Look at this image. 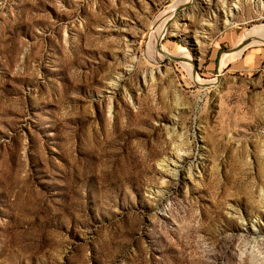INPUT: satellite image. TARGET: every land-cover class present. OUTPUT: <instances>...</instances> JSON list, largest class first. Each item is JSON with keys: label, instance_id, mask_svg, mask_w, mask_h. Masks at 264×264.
<instances>
[{"label": "rangeland", "instance_id": "rangeland-1", "mask_svg": "<svg viewBox=\"0 0 264 264\" xmlns=\"http://www.w3.org/2000/svg\"><path fill=\"white\" fill-rule=\"evenodd\" d=\"M177 1L0 0V264H264V0Z\"/></svg>", "mask_w": 264, "mask_h": 264}, {"label": "bare ground", "instance_id": "bare-ground-1", "mask_svg": "<svg viewBox=\"0 0 264 264\" xmlns=\"http://www.w3.org/2000/svg\"><path fill=\"white\" fill-rule=\"evenodd\" d=\"M189 1L190 0H178L177 3H175V5L173 6L172 10L176 9L178 6L185 5V4L189 3ZM240 1L241 0H237V3H239ZM246 1H248V0H246ZM253 1L257 2L259 0H253ZM234 8L235 9H239L240 7H239L238 4H236L234 6ZM258 9L259 10H263L264 9V4L263 3H261V4L258 3ZM172 10L169 11V12L166 11V14L162 15L161 16L162 18L159 21L157 20L158 24H157L156 30L154 31V33L152 32L153 33V38L151 37L152 40L150 42V50H149V52L151 53V56L153 55V57L156 58L159 61H160V59L166 58L168 56H178V55H173L171 51H169L167 48H165V46L158 45V40L161 39V34H163L165 32V24H166L167 20L169 19V16H171L172 13H173ZM173 16L171 18H173ZM231 16H232V12H230V14H229V17H231ZM249 39H250V41H249V43L247 45H245V46L243 45V42L245 41V40H243L240 43H238L237 46L234 47V49H236V50L228 51L227 53L223 54L222 61H221V69L225 68L226 65L228 63H230L231 61L241 57L243 52L245 51V49L247 47H249L248 45L264 44V37L263 38H249ZM181 53H182V55L180 57H183V58L188 60V62H186V63L184 62V63H181V64L185 65L184 67L187 69L189 74L191 76H193V78L196 80V82H198V83H200L202 85L216 83L215 81L206 82V81L200 80L198 78L196 72L194 71L193 64L189 62V61H191L189 54L186 53V51L181 52ZM243 228H245V227H243Z\"/></svg>", "mask_w": 264, "mask_h": 264}, {"label": "crops", "instance_id": "crops-1", "mask_svg": "<svg viewBox=\"0 0 264 264\" xmlns=\"http://www.w3.org/2000/svg\"><path fill=\"white\" fill-rule=\"evenodd\" d=\"M249 79L250 83L264 91V47L247 48L235 66L231 68Z\"/></svg>", "mask_w": 264, "mask_h": 264}, {"label": "water", "instance_id": "water-1", "mask_svg": "<svg viewBox=\"0 0 264 264\" xmlns=\"http://www.w3.org/2000/svg\"><path fill=\"white\" fill-rule=\"evenodd\" d=\"M188 5L189 4H185V5H181V6H179V7H177L176 8V10H175V13H174V16H173V18L177 15V14H180V13H183L184 12V14H186L188 11ZM187 11V12H186ZM166 31H167V27H166ZM165 34H166V32H165ZM165 34H164V36H165ZM164 36L161 38V39H159L158 40V45H162V40H163V38H164ZM249 41H250V39H247V40H245L244 42H243V45L245 46V45H247L248 43H249ZM232 50H236V49H230V50H226V51H232ZM169 62H177V63H186V62H188V60L187 59H185V58H183V57H180V56H168V57H166L165 58V63H169ZM190 63H192L194 66H197V63L196 62H193L192 60L191 61H189ZM194 71L196 72V74H197V71H196V69L194 68ZM220 76H221V72H219V70H218V72H217V75H216V77L217 78H220ZM215 84V83H214ZM214 84H206V85H201L204 89H208V88H211V87H213V85Z\"/></svg>", "mask_w": 264, "mask_h": 264}]
</instances>
